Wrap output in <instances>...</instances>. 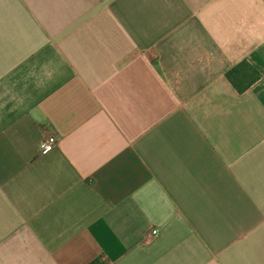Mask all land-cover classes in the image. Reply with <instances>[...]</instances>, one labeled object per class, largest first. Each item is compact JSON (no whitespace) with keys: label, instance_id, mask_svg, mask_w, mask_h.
Instances as JSON below:
<instances>
[{"label":"crops","instance_id":"crops-1","mask_svg":"<svg viewBox=\"0 0 264 264\" xmlns=\"http://www.w3.org/2000/svg\"><path fill=\"white\" fill-rule=\"evenodd\" d=\"M0 264H264V0H0Z\"/></svg>","mask_w":264,"mask_h":264},{"label":"trees","instance_id":"trees-1","mask_svg":"<svg viewBox=\"0 0 264 264\" xmlns=\"http://www.w3.org/2000/svg\"><path fill=\"white\" fill-rule=\"evenodd\" d=\"M227 79L237 92L243 93L258 79V72L248 63L242 62L227 72Z\"/></svg>","mask_w":264,"mask_h":264},{"label":"built area","instance_id":"built-area-1","mask_svg":"<svg viewBox=\"0 0 264 264\" xmlns=\"http://www.w3.org/2000/svg\"><path fill=\"white\" fill-rule=\"evenodd\" d=\"M58 138L56 135L50 134L43 138V140L39 144V150L41 155H45L47 153H50L58 146ZM158 231L155 230L151 233L152 238L157 236Z\"/></svg>","mask_w":264,"mask_h":264}]
</instances>
